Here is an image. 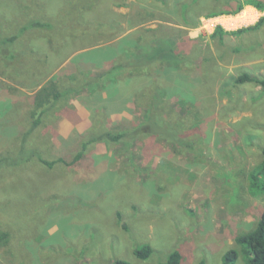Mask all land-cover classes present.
I'll return each mask as SVG.
<instances>
[{"label": "rangeland", "instance_id": "obj_1", "mask_svg": "<svg viewBox=\"0 0 264 264\" xmlns=\"http://www.w3.org/2000/svg\"><path fill=\"white\" fill-rule=\"evenodd\" d=\"M55 1L0 0L1 36L17 34L32 17L51 19L43 6L53 11ZM133 1L126 0L127 6L116 11L131 14L128 18L132 19L136 12ZM142 1L141 5L149 6L147 11L156 10V20L146 27H167L169 38L176 40L189 59L186 63L199 64L188 76L171 71L169 77L163 71L155 78L163 94L164 113L175 117L181 141L194 150L157 137L149 143L100 142L89 146L75 165L46 169L31 156V150L46 159L69 161L81 149L78 136L72 132L67 139H59L57 126H53L55 113H49L45 129L39 127L24 138L34 108L27 98L32 95L28 87L33 78L24 76L28 83L24 88L0 75V232L9 233L10 239L6 247L0 239V264H113L115 259L160 264L175 250L181 254V264H222L224 253L232 247L239 253L236 264H247L234 238L252 230L264 211V192L252 195L248 180L250 171L262 161L264 92L248 83L235 87L233 78L241 73L264 78L260 75L264 71L260 63L264 59V22L240 35H210L217 26L232 32L257 25L264 11L247 9L246 4L264 6V0H165L167 7L154 6V0ZM56 6L60 9L53 11L55 17L80 16L75 6L62 1ZM223 15L232 16L231 22L237 26H223L218 21ZM184 20L190 23L184 24ZM122 27L126 28L124 36L134 32L127 19ZM45 35L28 30L15 44L17 51L31 57H22V61L33 63L34 74L64 57L68 58L62 65L65 68L79 49L63 44L55 54L46 47ZM99 54L92 62L84 61L96 76L110 67L108 59ZM76 59L80 62L82 58ZM2 63L0 71L20 78L14 74L17 65L12 70ZM147 85L150 82L142 79V92ZM108 95L102 94L104 99ZM134 97L131 94L123 107L114 109L108 123L138 125L143 114ZM71 102L81 111L88 109L91 118L96 109L102 112L92 95L81 94L70 98ZM60 113L74 119L66 108ZM195 119L198 125L194 128ZM106 120L99 118V128L107 129ZM92 127L77 132L83 135ZM141 245L153 250L147 260L134 255ZM40 249L47 255L41 256Z\"/></svg>", "mask_w": 264, "mask_h": 264}, {"label": "trees", "instance_id": "obj_2", "mask_svg": "<svg viewBox=\"0 0 264 264\" xmlns=\"http://www.w3.org/2000/svg\"><path fill=\"white\" fill-rule=\"evenodd\" d=\"M60 1L68 6H75L78 13H80L76 15L80 16L72 17L73 14L68 13V17H55L53 11L57 12L60 9L56 6ZM141 2L143 1L135 0L131 3L136 12L133 18L129 19L128 17L131 14L126 15L116 11V9L127 6L126 0H56L53 11H49L43 6L45 11L51 14V19L44 21L38 18L33 19L32 17L20 27L17 34L9 37L4 34L2 37L0 34V61L3 60L5 63L2 64L12 70L17 65L18 67L14 70V74L20 77L21 81L20 78L17 80L9 72L0 71L2 78L6 77L20 82L24 88L28 86L24 76L28 74L33 78V81L29 82L30 86L28 87L32 91V95H28L27 98L33 102L34 108L30 113V125H28L27 132L24 133V138L29 137L39 127L44 130L45 118L49 113H55L54 120L61 115L60 112L63 111V108L70 111L72 109L70 98L72 97L76 98L81 94L92 95L93 99L99 102L98 108L102 110L101 112L96 109L93 112L91 118L93 119V127L87 133L81 135L74 130L73 133L78 136V143H81V149L71 160L67 161L61 157L56 160L46 159L44 154L41 155L32 149L31 156L36 159L40 166L46 169H53L56 165L73 166L82 159L85 150L89 146L100 142L116 145L125 140H141L149 143L150 139L157 137L159 140L183 144L175 125V117H168V113H164L163 101L161 100L163 94L158 89L159 85L156 84L155 78H160L162 76L160 74L163 71L169 77H171V71L178 75L188 76V74H193L196 68H199V64L186 63L190 62L189 59L183 51L178 49L176 40L169 38L167 27L162 25H158L155 28L146 27L149 22L153 23L156 20L154 15L156 10H154V13L147 11L146 9L149 6L141 5ZM153 2L155 3H153L154 6H158V4L163 7L168 6L165 0H154ZM106 3L110 5L107 6L105 5ZM246 5H251L260 11H264V6H260L257 3H248ZM241 9L239 7L238 11ZM143 15H148L147 19L143 20ZM126 19L128 28L134 30L128 36H124L126 28L122 27L123 20ZM263 22L264 17L257 25L232 32L224 31L221 26H217L210 37L233 36L251 32L256 30L257 26ZM189 23L188 20H184V24ZM194 25L192 24L191 27L193 28ZM28 30L43 31L46 34V47H49L55 54H59L63 44H66L70 49L72 47L79 48L77 51L80 53L75 51L78 54L76 53L65 68H62V65L68 59L66 57L60 63L52 64L42 72L36 71L34 74L31 68L33 63H23L22 61V57H26L29 60L31 57L25 52L15 49L17 40ZM102 39H105V41H102ZM94 42L97 43L93 46L89 45ZM100 42H103V44H100ZM98 53H100V58L108 59L107 63H110V67L106 72L96 76L92 72L93 69H90L89 64H84V61L92 62V57L98 55ZM104 53L107 54L103 55ZM45 54L49 56L48 53ZM77 57L78 59L82 58L80 62H76ZM43 64H48V61ZM43 79H46L45 83ZM142 79L150 82L144 92L140 88L142 86H139ZM246 83L260 87L264 92V78H259L249 73H241L233 78L235 87ZM161 88L163 87L161 86ZM36 89L38 90L33 92ZM104 92L109 93L108 99L103 98L102 94ZM22 93L24 94V92ZM131 94L135 95L134 98L139 105L138 109H141L143 120L138 125L124 127H117L116 123H108L110 114L114 109L123 107L122 104L129 101ZM83 98L80 97V100ZM99 118H107V129L99 128ZM197 125L198 123L195 119L194 128ZM114 126L115 128H113ZM197 130L198 128L195 131ZM59 137V139L63 140L61 136ZM183 146L188 151L194 150L192 145L183 144ZM262 176H264V148L262 150L261 163L248 174L249 191L252 195L264 192V178ZM0 239L3 241V246L6 247L10 242L9 233L0 232ZM234 244L241 248V253L246 257L247 264H264V211L261 213L254 228L245 234L236 236ZM40 250L41 256L47 255L43 249ZM152 252L153 250L149 245H141L134 249V255L138 260H147ZM238 255L236 248H230L224 253L222 264H236ZM181 260V254L175 250L160 264H181ZM113 264L134 263L115 259ZM199 264L206 263L201 261Z\"/></svg>", "mask_w": 264, "mask_h": 264}, {"label": "crops", "instance_id": "obj_3", "mask_svg": "<svg viewBox=\"0 0 264 264\" xmlns=\"http://www.w3.org/2000/svg\"><path fill=\"white\" fill-rule=\"evenodd\" d=\"M248 6L259 13V11H257L258 10L257 8H255V7L251 6V5H248ZM246 8H247V6H246ZM261 15L264 17V12L261 13ZM221 17L227 18V17H232V16L223 15ZM75 55H73V57ZM73 57H71L68 60V63L71 62ZM260 63H262V67H264V59L262 61H260ZM260 75H262L264 77V71L263 70L260 71ZM19 92L21 93V89H19ZM70 104L72 105V109L70 110V112L74 115V119L70 121L67 118L63 117V116H59L58 118L55 119L56 121L54 120L55 122L53 124V126H57L56 127L57 128V133L60 136H62L64 139H67L70 136V134L72 132H74V130L78 131V132H84V131H87L90 126H92V120H91V117H90V111L88 109L86 111L85 110H82V111L79 110V107H77V104H75V102H74V104H72V102ZM87 111H89V112H87ZM72 118H73V116H72ZM111 120L115 121V119H111Z\"/></svg>", "mask_w": 264, "mask_h": 264}, {"label": "bare ground", "instance_id": "obj_4", "mask_svg": "<svg viewBox=\"0 0 264 264\" xmlns=\"http://www.w3.org/2000/svg\"><path fill=\"white\" fill-rule=\"evenodd\" d=\"M247 9H251V8L248 7ZM219 19H220V20H219ZM223 19H224V18H223ZM223 19L218 18V21L221 22V23L223 24V26H231V27H236V26H237V25H235V24L233 23L234 19H232V17L227 18L226 21L223 20ZM231 20H233V21L231 22Z\"/></svg>", "mask_w": 264, "mask_h": 264}]
</instances>
